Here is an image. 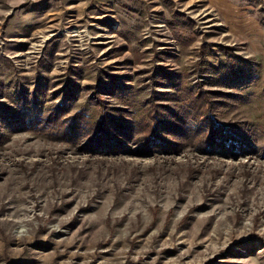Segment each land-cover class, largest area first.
<instances>
[{"label": "rangeland", "instance_id": "rangeland-1", "mask_svg": "<svg viewBox=\"0 0 264 264\" xmlns=\"http://www.w3.org/2000/svg\"><path fill=\"white\" fill-rule=\"evenodd\" d=\"M251 13L0 0V264H264Z\"/></svg>", "mask_w": 264, "mask_h": 264}, {"label": "crops", "instance_id": "crops-1", "mask_svg": "<svg viewBox=\"0 0 264 264\" xmlns=\"http://www.w3.org/2000/svg\"><path fill=\"white\" fill-rule=\"evenodd\" d=\"M250 9L253 11V8H252V7H251ZM237 11H238V10H230V12H229V13H230V17H231V18L234 17V16L236 15ZM245 12H246V11H245ZM246 13H247V12H246ZM250 15H251L252 17L249 16V19H248V20L246 19L247 21L245 20V24H244V28H245V30L252 34L253 29H251V28L248 29V24H250V23L252 24L253 22H255V23L257 24V26H258V27H256V28H257L258 30L261 31V28H264V27H260L259 22H258V20H257L258 16H257V15L254 16L252 13H251ZM232 21H233V20H231V22H232ZM236 21H237V19H236ZM231 22H230V23H231ZM256 24H255V25H256ZM253 26H254V25L252 24L251 27H253ZM229 33H230L231 35H233L230 31H229ZM249 37H250V36H249Z\"/></svg>", "mask_w": 264, "mask_h": 264}, {"label": "trees", "instance_id": "trees-1", "mask_svg": "<svg viewBox=\"0 0 264 264\" xmlns=\"http://www.w3.org/2000/svg\"><path fill=\"white\" fill-rule=\"evenodd\" d=\"M201 99H202V97L200 96V97H199V100L201 101ZM218 126H219V125H218ZM218 126L215 127L214 129H215V130H219V129H221V126H219V127H218Z\"/></svg>", "mask_w": 264, "mask_h": 264}]
</instances>
